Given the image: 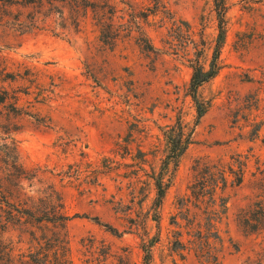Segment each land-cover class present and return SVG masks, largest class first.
I'll return each instance as SVG.
<instances>
[{"label": "rangeland", "instance_id": "rangeland-1", "mask_svg": "<svg viewBox=\"0 0 264 264\" xmlns=\"http://www.w3.org/2000/svg\"><path fill=\"white\" fill-rule=\"evenodd\" d=\"M157 1L111 0L121 30L113 46L101 42L90 10L78 23L67 9L64 21L53 13L49 25L28 33L0 25V92L8 96L0 136L10 132L19 164L33 176L17 189L0 171L3 192L27 206L51 190L60 196L71 264H145L146 248L147 264H264V0H224L219 69L196 91L205 109L198 119L188 60L209 68L215 3ZM11 11L24 18L30 10ZM13 103L28 115L9 113ZM176 124L189 144L154 209L148 176L164 158L163 132ZM197 159L245 164L238 186L229 175L218 189L225 211L210 217L209 236L206 203L186 202ZM41 234L8 224L0 240L17 258L43 243ZM206 244L215 256L208 263L199 253Z\"/></svg>", "mask_w": 264, "mask_h": 264}, {"label": "trees", "instance_id": "trees-1", "mask_svg": "<svg viewBox=\"0 0 264 264\" xmlns=\"http://www.w3.org/2000/svg\"><path fill=\"white\" fill-rule=\"evenodd\" d=\"M213 1L217 15V34L209 68L204 69L197 59L194 62L191 59L188 60L190 62L189 67L192 70L189 81V95L195 102L197 119L203 115L205 109L198 104L196 91L203 83L209 81L217 74L219 69L218 55L225 35L224 0ZM161 3L162 0L157 1L155 2V6ZM13 7L29 9L28 16L23 18L20 12L13 15L11 11ZM65 9L68 10L70 18L76 23L79 22L81 16L86 15L88 10H90L97 26L100 28V40L103 44L113 46L117 39L121 37V30L118 29L119 26L115 25L113 21L116 8L112 5L111 0H0V25H16L19 26V29H17L19 34L28 33L34 29L49 25L48 20L53 13L58 14L57 16L64 21ZM51 29L53 30V28ZM141 34L143 35V32ZM144 43L148 48H153L146 37L144 38ZM7 99V92H0V104H5ZM9 107H11L9 108V113L28 115V112L18 109L14 103L9 104ZM182 131L180 124H176L163 132L165 138L164 158L157 172L153 171L149 176L147 174L152 180L155 193L154 209L160 207L170 187L179 158L189 144V134L185 137ZM5 133V136H0V171L5 174L4 179L9 185L18 189L21 188L22 181H30L33 176L19 164L14 140L9 136V131ZM140 161L143 162V159L140 158ZM244 165V163L240 162L237 169H234V164L231 163L222 164L221 162H209L203 159L195 160L192 168L196 173L194 180L187 187L191 195L190 197H186V202H189L193 198L196 203H206L205 212L208 215L207 224L209 226L206 236L210 235L214 227L213 222H210V217H213L212 221H216L225 211L223 197L220 196V203L216 204V199L218 198L219 200V196L217 195L218 189L221 192L224 191L229 175L234 176L230 184L238 186L242 181ZM10 195L11 193L8 192V196ZM8 196L3 192V183L0 178V230H4L8 224H18L23 227L29 226L30 228L35 227L41 230L40 239L43 240V243L37 242V248L33 250V248L29 247L27 253H22L15 258L11 253V248L0 240V264H71L69 248L67 246L68 242L61 233L69 217L62 212L63 203L60 196L54 190H51L44 194L43 197L38 198V202L33 203L31 206H27L26 202H14ZM216 205L219 210L215 208ZM93 220L97 224L106 227L109 231L118 233L114 227L109 224H103L97 217H94ZM48 224H51L52 228L55 229L50 232V235L45 231V229L49 231L47 228ZM29 234L35 239L34 230H30ZM155 241L156 239L154 238L150 243ZM207 245L204 251L202 246H199V253H202L201 256H204L205 260L203 261L208 263L211 258L215 259V256L211 254L210 250L212 249ZM145 253V264H147L149 260L147 248Z\"/></svg>", "mask_w": 264, "mask_h": 264}]
</instances>
